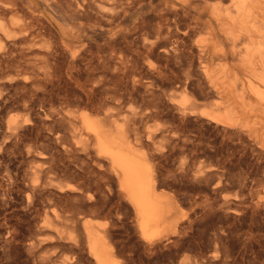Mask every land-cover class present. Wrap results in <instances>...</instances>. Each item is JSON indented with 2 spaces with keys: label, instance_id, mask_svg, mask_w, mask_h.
I'll use <instances>...</instances> for the list:
<instances>
[{
  "label": "bare ground",
  "instance_id": "obj_1",
  "mask_svg": "<svg viewBox=\"0 0 264 264\" xmlns=\"http://www.w3.org/2000/svg\"><path fill=\"white\" fill-rule=\"evenodd\" d=\"M141 1L44 0L45 9L39 11L29 0H0V264H5L7 259H13L17 253V246L24 241L22 229L23 224L27 221L25 219L27 215L42 217L36 227V235L27 241L28 255H36L40 252L41 246L50 241L64 240V231L60 228V224L68 222L70 219L57 209L52 208L50 188L53 179L44 178L51 172L52 167L49 165V168L44 169L43 165L34 160L29 170L22 172L17 169L13 173L11 171L14 169L10 171L9 166L6 165L8 162L16 160L17 153L19 155L24 152V155L30 157L45 158L46 155L44 156L41 149L47 148L48 144L41 143V141L45 142L48 138L43 136V130H47L49 135H55L57 143L61 145L65 153L64 156L70 157L75 154L93 156L94 153L95 162H100L101 158L107 160L120 189L135 211L137 232L145 251L151 254L156 253L157 255H155L160 261L159 264H166L161 253L162 248L163 245H165L164 247H170L174 243L176 245L179 239L177 214L181 207L172 192L160 188L157 184L156 163L150 153L148 154L146 149L132 138V123L127 121L129 119H125L126 121L123 123L116 122L111 110L106 108V104L109 98L113 99L120 95L121 91L119 90H122L121 95H132L134 91L148 93L157 80L164 82L162 84H165L166 81L171 82L173 79L180 80L177 75H174L177 71L174 72L168 63L182 59L186 56L187 51H192L195 47L190 43L188 28H180V19L177 18L179 11L170 8L174 11L171 13L175 14L173 18L167 16L166 7L165 11H157L159 21L153 27L154 39L149 37L148 30L143 32L144 28L149 27V24L145 22V25L144 20L141 19V23L136 25L137 29H134L143 32L140 34L143 36L144 48L143 50H134L131 58H128L130 54L128 57L121 53L116 56L113 53L114 50L107 54L106 49H112L110 45L112 42L110 44L107 42L109 47L97 45L98 48L93 49L94 51L86 48L85 45L81 50L79 49L81 53H79L80 51L72 52L73 63L77 67L78 74L80 75L84 71L88 80L93 78L91 87L84 89L88 103L90 102L89 107L82 108L79 105L75 109L53 111L50 114L46 113L44 117H39L34 110L36 101H33L36 96H39L38 87H47L48 84L55 86L54 70L63 52L62 47L60 48L54 40L56 36L53 30H56V33L63 39V45L67 47L65 41L68 38L70 40L80 38L88 40L105 33L106 29L116 26L115 21L122 12L127 13L130 8L136 7L138 4L140 6V3H143ZM164 1L176 2L177 0ZM229 3L230 5L226 8H216L220 15L217 20L221 21L225 36L220 39H212L213 50L209 45L201 46L199 49L204 51V55L211 54L213 51L217 59L225 60L218 65L220 73L218 76H212V80L217 78L221 80L220 83L226 86L225 92L232 93L238 99V103H234L232 97L227 100L221 97L214 108H198L193 100L189 104L190 97L185 92L182 93L179 101L172 100L179 105L177 106L182 115L199 112L200 116L222 126L227 131L245 127L244 125L248 124L247 120H250L249 113L254 114L260 110L259 108H264V0H229ZM40 13L48 15L49 24L46 25L41 21ZM223 17L227 19L224 23ZM215 25L216 23L213 24V27L216 28ZM217 38L219 37L217 36ZM114 40L116 41V39ZM224 41H227L232 47H237V43L240 41L246 44L244 50L242 49L243 51L237 54L239 56L238 70L242 72V77L238 71L233 72L230 69L227 62L229 57L225 56L227 51L224 50ZM125 43L129 44V42ZM131 43L133 45V42ZM67 50L66 52L71 53L69 52L70 48ZM188 55L190 54L188 53ZM152 57L164 60L165 64L162 65V61L160 64L154 63L151 60ZM71 70L73 69L71 68ZM61 73H63L62 70ZM203 73L205 77L209 78L214 72L206 68ZM188 76L190 77V75ZM118 82H122L121 85L116 84V88L111 87L113 83ZM188 82L190 83V81ZM18 83L29 85V91L33 92V96L23 95L22 101L16 102V109L20 112L11 114L8 110L11 107H9V101L14 97L15 93L12 94V91L15 90L14 86ZM178 84L176 85L178 86ZM181 84L185 89L186 86ZM122 85L123 87H121ZM99 93L105 94L107 97H98ZM27 96L28 101L26 100ZM239 106L241 110H238ZM54 113L58 114V118H55ZM243 113L249 114L248 119L244 117L246 114L243 116ZM250 131L252 132V130ZM249 134L254 135V133ZM257 139L264 144V138L258 136ZM214 169L215 167L212 166H199L196 175L213 172ZM53 183L55 182L53 181ZM64 190L63 187L60 189V191ZM43 196L47 197L48 201L40 204L39 198ZM263 199L264 195L260 197V200ZM82 225L86 237L85 244L95 264H126V244H123V249L119 247L120 245L118 246L110 237V230L106 224L86 218ZM69 239L77 244L73 235H70ZM180 247V250L176 249L175 252V255L180 253L178 264H206L204 252L199 251L194 255H189L184 252L182 246ZM164 250H168V248L166 247ZM212 258L216 259L217 255H212ZM133 261L135 262V260ZM69 262L77 264L76 260L58 264H69Z\"/></svg>",
  "mask_w": 264,
  "mask_h": 264
},
{
  "label": "rangeland",
  "instance_id": "obj_2",
  "mask_svg": "<svg viewBox=\"0 0 264 264\" xmlns=\"http://www.w3.org/2000/svg\"><path fill=\"white\" fill-rule=\"evenodd\" d=\"M29 1L34 4L37 10L45 9L44 0ZM177 1L142 0L143 3L140 4L144 7L140 5L141 8L138 4L136 7L130 8L127 13L122 12L115 21L116 26L106 29L105 33L88 40L85 38L70 40L68 38L65 41L67 47L63 45V39L56 33V30H53L56 36L54 40L60 48L62 47L63 53L54 70L55 86L48 84L47 87L37 88L39 96L33 100L36 101L34 110L39 117H44L46 113L50 114L53 111H63L68 108L75 109L79 105L82 108L89 107L90 102L88 103L84 89L91 87L93 78L88 80L84 71L80 75L78 74L77 67L73 63L72 52L80 51L85 45L86 48L92 50H96L97 45L107 47L111 45L112 49H106L107 54L114 50L113 53L116 56L121 53L128 57L130 54L128 58H131L134 50H143L142 34L146 32L145 30H148L149 37L154 39L153 27L159 21L158 10L165 11L166 7L169 10L165 12L170 18L175 17V14L171 13L174 11L170 8L179 11L177 18L180 19V28H188L190 43L195 47L192 51H187L186 58L183 57L168 63L174 72L177 71L174 75H177L180 80L173 79L172 83L166 81L165 84L157 80L151 91L148 92L149 94L144 91H134L132 95H121L122 90H119L121 91L120 95L113 99L109 98L106 108L111 110L114 120L118 123L129 119L127 121L132 123V138L145 148L148 154L150 153L156 163L157 184L160 188L172 192L181 207L177 214L179 239L177 238L176 245L174 243L170 247L166 246L168 250H164V248L166 249L165 245L162 248L161 253L166 264H178L180 253L175 255V252L176 249L178 251L181 248L180 246L189 255H194L199 251L204 252L206 264H264V199L260 200V197L264 195V144L257 139L258 136L264 138V108H259L260 110L254 114L249 113L250 120H247L248 124H245V127L227 131L222 126L200 116L199 112L182 115L178 109L179 105L175 103L181 99L183 92L190 97L189 104L193 100L198 108H214L221 97L224 100L232 97V101L238 103V99L232 93L225 92L226 86L220 83L221 80L218 78L212 80L220 73L218 65L225 60L217 59L213 51L211 54L204 55V51L199 49L201 46L209 45L213 50L212 41L225 36L221 21L217 20L220 15L216 8H226L230 3L229 0ZM40 16L42 22L46 25L49 24L48 15L40 13ZM141 19L144 20V24L145 22L149 24L148 29L144 28L143 32L134 29H137ZM223 19V23L227 21L225 17ZM213 22L216 23V28L213 27ZM145 25L143 26L145 27ZM105 26L108 27V25ZM130 41L133 42V45ZM107 42L108 44L112 43L108 45ZM125 42H129L130 49L129 44ZM245 45L240 41L237 43V47H232L227 41L223 42L224 50L227 51L225 56L229 57L227 62L230 69L233 72L238 71L241 77L242 72L238 70L239 56L237 54L244 50ZM67 48L71 49V51L69 50L71 53L66 52ZM82 51L84 52V50ZM67 59L70 61L68 62ZM151 60L156 64H160L161 61L162 65L165 64L164 60L157 57H152ZM206 68L214 72L209 78L205 77L203 73ZM179 82L180 84H178ZM121 83H113L111 87L116 88V84L121 85ZM181 83L186 86H184L185 89ZM14 89L12 91V94L15 93L14 97L10 99V105L8 104L9 107H12L8 109L11 114L20 112L16 109V102H21L23 95L33 96V92L29 91V85L18 83ZM102 96L107 97L105 94L98 95V97ZM238 110H241L240 106ZM245 114L243 113V116ZM249 114L244 117L248 119ZM54 116L58 118L57 113H54ZM149 133H151L150 137H148ZM249 133H254V135L257 133L255 135L257 138ZM43 136L48 138L45 142L41 141V143L48 144L47 148L41 149L44 156L46 155L45 158L30 157L24 155L22 151L23 153L19 155L17 153L16 160L8 162L6 165L9 166L10 171L14 169L11 171L13 173L17 169L22 172L29 170L34 160L43 165L44 169L51 166V172L44 178L53 179L50 188L52 208L68 216L70 220L60 224V228L64 231V240L43 244L40 252L32 256L27 254V241L36 235V227L42 217L25 216L27 221L23 224L22 229L24 241L17 246V253L15 258L13 257L14 261L10 258L5 261V264H11V262L12 264H58L68 260H76L77 264H95L85 244L86 237L82 222L86 218L106 224L110 230V237L118 246L120 245L119 247L122 248L123 244H126V264H159L160 261L157 259L156 253L155 255L145 251L137 232L135 211L120 189L107 160L101 158L100 162H95L94 153H91L93 156L88 154L64 156L65 153L61 145L57 143L55 135H49L47 130H43ZM199 166H212L215 169L213 172L196 175ZM62 187L65 189L64 191H60ZM47 199L45 196L40 197L39 203L43 204L48 201ZM70 235L75 237L77 244L69 241ZM78 240L80 241L78 242ZM212 255H217V258L213 259Z\"/></svg>",
  "mask_w": 264,
  "mask_h": 264
}]
</instances>
